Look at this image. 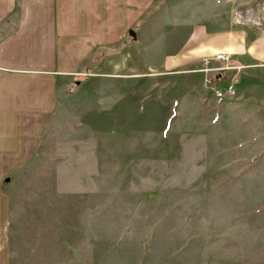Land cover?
<instances>
[{"label": "rangeland", "instance_id": "obj_1", "mask_svg": "<svg viewBox=\"0 0 264 264\" xmlns=\"http://www.w3.org/2000/svg\"><path fill=\"white\" fill-rule=\"evenodd\" d=\"M205 6L161 14L63 78L8 186L10 264H264V66L234 54L237 94L213 102L228 79L205 84L216 72L202 71L201 37L192 63L169 69L189 38L179 31L264 43V0L209 4L217 20Z\"/></svg>", "mask_w": 264, "mask_h": 264}, {"label": "crops", "instance_id": "obj_2", "mask_svg": "<svg viewBox=\"0 0 264 264\" xmlns=\"http://www.w3.org/2000/svg\"><path fill=\"white\" fill-rule=\"evenodd\" d=\"M193 1L0 0V264H10L8 186L18 172L32 163L57 107L63 78L86 73L85 69L95 63V52H103L113 43L125 45L130 30L162 19L161 14L184 13L181 17L185 19L187 5ZM199 2L207 5L205 18L217 20L218 9L213 8L214 5H231L233 9L249 0ZM229 29L217 31L215 28L206 33L198 28L195 34L176 32L178 36L196 39L190 44L188 39L182 41L176 58L178 62L170 64L169 69L192 63V44L198 37H201L199 55L212 57L226 52L232 59L238 58L234 54L249 58L251 68L264 66V43L249 39L247 33L238 29ZM208 35L213 36L208 38ZM234 72L238 71H221L222 75L213 83L219 84L223 79L229 81ZM207 98L212 102L219 100L216 94Z\"/></svg>", "mask_w": 264, "mask_h": 264}, {"label": "built area", "instance_id": "obj_3", "mask_svg": "<svg viewBox=\"0 0 264 264\" xmlns=\"http://www.w3.org/2000/svg\"><path fill=\"white\" fill-rule=\"evenodd\" d=\"M210 59L212 60H216L220 63V65H217L215 67L210 66ZM232 61V55L231 54H224V53H216L213 57L209 58V57H205L202 59V71L205 72H212L215 71L216 73L214 74V76L212 78H208L205 79V84H211L212 82H216L215 80V75L219 74V76H221V71L224 70H231V69H239L240 66L237 65H230L229 63ZM219 79V78H218ZM217 80V79H216ZM235 82L233 80H229L226 90L225 92L221 91V90H217L216 91V95L218 97H221L223 95H228V96H233L235 94V86H234Z\"/></svg>", "mask_w": 264, "mask_h": 264}, {"label": "trees", "instance_id": "obj_4", "mask_svg": "<svg viewBox=\"0 0 264 264\" xmlns=\"http://www.w3.org/2000/svg\"><path fill=\"white\" fill-rule=\"evenodd\" d=\"M221 75H222V73H220ZM218 78H220V76H219V74H216L215 75V80L214 81H216V79H218Z\"/></svg>", "mask_w": 264, "mask_h": 264}, {"label": "water", "instance_id": "obj_5", "mask_svg": "<svg viewBox=\"0 0 264 264\" xmlns=\"http://www.w3.org/2000/svg\"><path fill=\"white\" fill-rule=\"evenodd\" d=\"M130 34H132V36L134 35V32H133V30H132V31L130 30Z\"/></svg>", "mask_w": 264, "mask_h": 264}]
</instances>
